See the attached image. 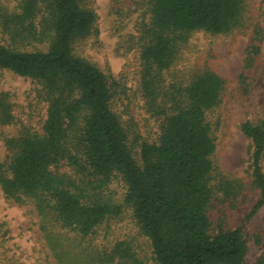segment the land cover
<instances>
[{
    "label": "trees",
    "instance_id": "16d2710c",
    "mask_svg": "<svg viewBox=\"0 0 264 264\" xmlns=\"http://www.w3.org/2000/svg\"><path fill=\"white\" fill-rule=\"evenodd\" d=\"M149 3L141 87L148 110L162 120L158 140L140 145V161L114 110L115 81L76 54L78 41L96 23L87 0H20L14 9L0 4V31L6 37L0 43V69L31 78L47 103L41 133L23 127L6 137L9 160L0 163V187L8 199L35 201L47 245L60 264H145L123 242L102 249L83 246L119 208L85 196L72 177L53 169L63 163L92 177L99 188L116 175L124 180L125 201L149 238L157 264H246L244 229L220 226L213 232L208 214L216 193L236 199L244 186L225 177L213 184L216 141L210 113L221 102L225 80L205 69L186 83L169 88L163 83L164 70L193 32L226 34L240 25L244 0ZM257 42L256 37L255 51ZM14 121L10 96L0 91V125ZM241 130L251 139V184L260 193L252 216L264 205V120H246ZM62 233L84 247L81 256L61 249ZM256 264H264V251Z\"/></svg>",
    "mask_w": 264,
    "mask_h": 264
},
{
    "label": "rangeland",
    "instance_id": "374dc122",
    "mask_svg": "<svg viewBox=\"0 0 264 264\" xmlns=\"http://www.w3.org/2000/svg\"><path fill=\"white\" fill-rule=\"evenodd\" d=\"M19 3L20 0H0L10 9ZM87 5L96 13V23L92 33L78 41L76 54L95 63L115 81L114 110L127 128L129 144L140 161V145L158 140L162 120L148 110L141 87V50L151 21V5L149 0H87ZM256 37L257 51L252 46ZM5 41L0 31V43ZM205 69L225 80L221 102L210 113L216 141L213 184L225 177L239 179L244 185L236 199L215 194L208 210L212 231L220 226L242 227L248 239L246 264H256L264 251V205L249 216L260 193L251 184V139L242 132L241 124L264 120V0H244L240 25L229 33L193 32L180 46L174 64L164 70V86L186 83L195 72ZM38 90L39 85L31 78L0 69V91L8 92L15 114L13 124L0 125V163L9 160L6 137L17 135L23 127L42 132L47 103L38 97ZM53 169L72 177L89 199L119 208V213L104 221L84 247L111 248L123 242L145 264H157L149 238L141 231L132 206L125 201L127 185L120 176L99 188L92 177L78 173L66 163ZM42 219L34 200L8 199L0 187V264H60L47 245ZM59 242L61 249L73 258L83 253L84 247H79L71 234H64Z\"/></svg>",
    "mask_w": 264,
    "mask_h": 264
}]
</instances>
